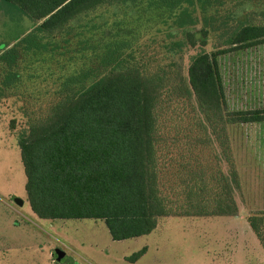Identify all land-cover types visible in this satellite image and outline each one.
<instances>
[{
  "label": "trees",
  "instance_id": "1",
  "mask_svg": "<svg viewBox=\"0 0 264 264\" xmlns=\"http://www.w3.org/2000/svg\"><path fill=\"white\" fill-rule=\"evenodd\" d=\"M136 1L0 0L5 13L34 24L0 55V99L20 85L16 69L24 55L47 52L51 40L75 38L71 34L81 29L75 52L83 68L61 81L46 114L17 136L30 211L40 220H101L112 241L147 236L160 218L236 217L241 183L226 126L264 123V110L226 111L218 64L220 55L264 43V25L225 26L219 49L192 56L185 77L177 62L155 68L138 62L111 29L97 37L91 13ZM148 1L174 13L181 30L182 39L166 46L169 54L181 58L185 48L205 46L209 30H189L198 23L190 8L199 4L205 13L218 0ZM172 99L194 105L195 116L184 150L174 139L162 154L160 128ZM246 222L264 249V212ZM145 253L146 247L125 260L134 264Z\"/></svg>",
  "mask_w": 264,
  "mask_h": 264
},
{
  "label": "rangeland",
  "instance_id": "2",
  "mask_svg": "<svg viewBox=\"0 0 264 264\" xmlns=\"http://www.w3.org/2000/svg\"><path fill=\"white\" fill-rule=\"evenodd\" d=\"M190 10L198 23L189 30L204 26L209 36L205 46L187 47L181 58L169 54L166 48L171 41L182 39L181 30L174 23V13L154 7L148 0L101 7L88 19L92 18L99 26L97 37L111 29L116 40L128 43L125 53L134 54L138 62L150 68L177 62L185 77L192 56L219 49L218 37L225 26L245 20L264 25V0H218L205 13L199 4ZM33 25L26 18L5 13L0 4V55L28 34ZM80 31L76 28L71 34L75 38L57 36L50 41L47 52L24 55L16 69L20 85L7 98L0 99V264H131L125 258L144 247L147 253L134 264L223 263L226 250L235 243L227 233L233 225L226 217L160 218L150 235L112 241L101 220H40L30 211L17 136L27 129L29 120L46 114L61 81L83 68L85 61L75 52ZM87 36L90 34L83 38ZM218 64L226 111L264 110V43L220 55ZM194 116V105L172 99L160 128L165 142L162 154L171 149L174 139H178L179 150H184L190 118ZM197 129L191 128L193 133ZM226 134L241 183V192L235 195L238 214L246 219L264 212L260 210L264 205L257 203L263 201L264 193V123L226 126ZM204 152L203 158L210 160L208 150ZM221 167L224 172L228 170L223 162ZM13 197L21 199L23 205L15 204ZM247 244L251 248L250 240ZM56 249L64 254L60 261L52 257Z\"/></svg>",
  "mask_w": 264,
  "mask_h": 264
},
{
  "label": "crops",
  "instance_id": "3",
  "mask_svg": "<svg viewBox=\"0 0 264 264\" xmlns=\"http://www.w3.org/2000/svg\"><path fill=\"white\" fill-rule=\"evenodd\" d=\"M258 179L260 178L258 177ZM259 188L260 187H258V185L255 186V190L257 192L259 191ZM261 195L263 197L262 199L263 201L262 202L258 201L257 203L258 204L262 203V205H264V193ZM24 204H25V201H24ZM28 207H29V204H28ZM257 207L260 208V206H257ZM263 209L264 207L262 209L260 208V210H263ZM226 218L230 219L229 221L233 225V226H230L229 231L228 232L226 231V232L230 233L229 236L233 238V241L235 243H233L231 247H228V249L226 250V253L224 254L225 256L224 262L221 264H253V263L264 264V249L261 247L257 238L255 237L253 232L250 230L247 222H246L247 226L245 225L244 222L246 221V219L239 216V214H237L236 217H226ZM247 240H250L251 248H249L247 244ZM76 257L78 258V256ZM76 260L77 259H74L73 261H76ZM215 260L218 261L219 257H215ZM76 262H79V261L77 260Z\"/></svg>",
  "mask_w": 264,
  "mask_h": 264
},
{
  "label": "water",
  "instance_id": "4",
  "mask_svg": "<svg viewBox=\"0 0 264 264\" xmlns=\"http://www.w3.org/2000/svg\"><path fill=\"white\" fill-rule=\"evenodd\" d=\"M12 200L18 206L23 205V201L17 197H13ZM52 257L54 258L55 261H60L64 257V254L60 250L56 249L52 252Z\"/></svg>",
  "mask_w": 264,
  "mask_h": 264
}]
</instances>
